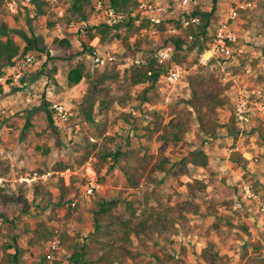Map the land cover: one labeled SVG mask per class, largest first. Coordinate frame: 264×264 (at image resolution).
Segmentation results:
<instances>
[{"label":"rangeland","instance_id":"1","mask_svg":"<svg viewBox=\"0 0 264 264\" xmlns=\"http://www.w3.org/2000/svg\"><path fill=\"white\" fill-rule=\"evenodd\" d=\"M73 1L3 0L0 8V38L12 34L22 47L28 43L27 38L39 39V48L28 54L35 58L32 66L24 65L25 57L21 56L2 69L1 76L7 80L0 85V172L7 167L9 172L0 176V184L12 195H18L23 188L31 207L26 214L19 208L9 211L10 219L0 221V232L6 234L15 227L22 231L27 223L34 227L42 222L45 228L55 229L57 240L62 232H66L69 240L87 243V257L94 261L93 264H109L108 259L120 253V242L114 241L103 253L105 258L99 260L101 242L95 237L93 209L100 198L119 199V212L126 209L123 199H134L133 205L140 213L144 206L138 199L145 196L143 190L154 187L151 190L155 193L153 198L159 195L162 202L173 205L187 198L185 183L198 178L207 183L206 189L194 198L201 211L188 214L185 226L170 238L156 235L152 240H134L125 245L138 253L135 258L125 256V264H211V256L206 259L203 252L216 254V264H264V217L258 212V203L264 201V115L257 111L252 121L241 124L235 114L240 90L261 89L263 96L258 101L264 104V0H219L217 3L216 16L208 32V46L215 26L227 18L230 9L250 3L247 8H240V15L232 25L244 50L234 63L215 57L204 65L199 62L197 48L187 55L174 49L171 59L162 67L168 70L171 64L178 63L186 68L184 78L172 84L162 74L153 86L149 81L132 84L130 74L133 65L147 63L151 53L162 48L161 41L168 34L166 29L163 32L149 21L138 20L131 14L135 24L144 22V26L130 37V42L137 36L146 40L145 50L133 58L126 56L122 39L116 37L118 32L123 36L129 32L127 25L119 30L106 29L105 33L93 29L96 50L105 59L97 65L94 55L84 52L83 43L89 36L90 26L115 24L108 21L105 11L111 6L110 0H105V8L101 10H97V0H92L83 12L73 10ZM11 4H14L15 12L10 8ZM212 4L213 0H201V9H208ZM126 17L125 13L121 19ZM56 39H68L71 47L61 46ZM70 55L74 57L68 59ZM80 62L86 65L90 75L79 84L71 85L67 74ZM196 68H201L202 73L213 72L223 85H227L225 94L229 105L218 109V118L226 123L234 117L241 132L234 136L226 127L219 128L217 138L202 146L209 155L208 165L189 164L186 174L175 177V161L190 150L200 148L206 137L195 123L181 140L164 145L163 152L170 157L167 167L173 168L169 172H152V176L161 179L153 185L146 177L158 160L163 141L158 137L161 130L152 131L157 127L161 129L179 111L189 108L183 99L191 97L187 79ZM97 73L106 75L105 91L99 100L106 99L109 106L100 109L97 105L90 123L84 119L81 105ZM146 88H149L148 99L143 100L142 93ZM52 101L66 104L72 113L69 121L49 122L45 109L49 110ZM88 140L97 143L96 148ZM103 147L110 151H127L131 159L115 161L108 158L98 174L94 162L99 161L97 154ZM234 150L245 156L253 155L258 161H250L247 166L236 165L229 159ZM88 154V159H84ZM60 164L73 167L58 171ZM124 165L142 172V190L130 186L122 169ZM92 170L98 187L90 193ZM34 172L47 175L39 181L52 192L51 202L35 195L36 181L27 183L24 180ZM61 176L67 186L72 185L70 190L59 188ZM245 185L252 187L259 201L245 197ZM149 204L157 205V202L149 199ZM27 239L29 237L18 239L24 250L21 264L38 262L49 253V241L30 248ZM2 241L0 236V244ZM51 254V263L71 264L64 244Z\"/></svg>","mask_w":264,"mask_h":264},{"label":"trees","instance_id":"2","mask_svg":"<svg viewBox=\"0 0 264 264\" xmlns=\"http://www.w3.org/2000/svg\"><path fill=\"white\" fill-rule=\"evenodd\" d=\"M218 1L219 0H213L212 6L205 10L196 6L192 10V14L200 17V23L187 26L182 29L180 34H167L161 41V47L172 45L175 50L182 51L185 55H187V52L197 48L199 55L201 56L204 50L208 47V40L210 39L208 32L212 20L216 16ZM110 3L111 7L116 12L126 13L127 17L123 20L120 19V21L112 26L105 23L100 26H90L88 31L89 36H86L83 43V50L85 53H89L92 56L96 51L97 45L92 44L95 37V34L92 33L93 29L97 28L100 32L105 33L106 29L119 30L124 25H127L129 32L125 36L118 32L116 37L122 39L123 45L127 51L126 56L133 58L138 52L145 50L146 44L145 38L141 36H137L133 42H130V37L138 34L144 26V22L141 24H135L134 18L131 17V14L129 13L131 8L136 6V0H110ZM2 4L3 0H0V8L2 7ZM91 4L92 0H74L72 8L74 11L83 12L86 6ZM176 23L177 26H181L180 22L177 21ZM157 27L163 32L166 29L164 23L157 25ZM56 41L63 47H71V43L68 39H56ZM27 42L28 43L25 47L20 46L12 34H9L6 38H0V76L2 74V69L9 65L15 58L21 56L26 58L32 49L39 48V39L37 37H34L33 40L27 38ZM178 53L179 52H177V54ZM73 57L74 55H70L68 59H72ZM48 58H50V55H48ZM221 59L224 60L225 58ZM157 60L156 53H151L148 57L147 63L133 65L130 74L131 83L139 84L149 81L151 86H153L159 77L167 72ZM88 75H90V73L87 71L86 65L80 62L69 70L67 80L71 85H77ZM105 79V74L97 73L91 80V88L84 95V101L81 107L84 119L90 123L94 120V110L97 105L100 109L108 108L109 106L106 99L99 100L102 92L105 91L103 88ZM187 82L191 89V97L183 99V102L189 106V108L184 111H179L164 126H162L161 129L160 127H157V129L152 131V133H155L157 130H161L158 137L163 141V145L159 149L158 160L152 164L146 177L147 180H150V183H153V185L160 183L161 179L152 176V172H169L175 165L176 170L173 174L175 177H179L181 174H186L188 172L189 164L206 167L209 163V155L202 146H204L208 140L217 138L219 128L226 127L228 133L234 136H237L238 132H241V128L235 125L234 117L229 119L226 123H222L218 118V109L228 106L229 98L225 94L227 85H223L213 72L202 73L201 68H196L188 76ZM148 89L149 88H146L142 93L143 100L148 99ZM45 111L47 112L49 122H54L55 120L51 108H49V110L46 108ZM195 123L199 125L201 132L206 136L203 137L199 145L200 148L190 150L184 157L175 161L173 166L168 168L167 164L170 162V157L163 152L164 145L167 142L181 140ZM158 126H161V123ZM88 142L96 148L97 143L91 142L90 140H88ZM97 156L99 161L94 162V167L98 171V174L106 164L108 158H112V160L115 161H119L120 158H124L128 161L131 159V155L127 151H110L104 147L99 149ZM88 157L89 154L86 155L84 159H88ZM229 159L232 163L242 166H247L250 162V160L239 150L232 151ZM1 165L2 162L0 161V166ZM70 167L73 166L60 164L56 170L63 171ZM122 169L127 176L130 186L141 188L142 190V172L137 169L133 170L129 165H124ZM8 172L9 168L7 167L4 171L0 172V176L7 175ZM41 172L43 173L44 171ZM39 180H42V178L38 179V182L35 180L36 182L34 183L35 195H40L43 199L51 202L52 192L45 188V185ZM65 182V178L61 176L59 188L62 190H70L72 185L67 186ZM185 185L187 187V198L177 201V203L173 205L167 202H162L159 195H156L155 198H153L152 195H155V193L152 192L154 187H150L151 189L148 188V190H143L145 196L138 199L139 204L144 206V209L140 210V213H137V207L133 205L135 202L134 199H123L126 208L124 212L127 215L122 210H120V212L118 211L119 199L108 197L100 198L96 207L93 209V221L96 232L95 237L101 242L100 248L102 255L99 257V260L105 258L103 253L114 244V241H119L120 253L115 255V257L108 259V263L114 264L115 262H118L119 264H125V256L135 258L138 254L137 251L127 249L125 245L133 243L134 240L142 242L152 240L156 235L170 238L180 228L184 227L188 214H197L201 211L200 204L195 202L194 198L197 197L199 192L206 189L207 183L202 179L195 178L193 181H187ZM149 199H153L157 202V205H150ZM30 207L31 203L23 188L20 189L18 195H12L6 192L5 187L0 184V221L7 222L10 219L8 212L11 210L19 208L22 214H26L29 212ZM13 226L15 227V225ZM54 233V228L47 229L42 222L37 223L34 227L27 223L22 227V231L17 230L15 227L6 234L0 232V236L3 238V241L0 244V264H21L24 250L19 245V238L29 237V239H27V244L28 247L31 248L37 243L44 244L49 241V244L51 241L57 240L54 238ZM59 238L60 240H57L58 245L54 252L60 249L61 244H64L69 252V261L71 264L94 263V261L87 257V252L89 250L87 243L80 244L69 240L66 232H62L59 235ZM210 248H213V244H210ZM203 254L206 259H209L208 255L211 256V264H216L218 262V256L216 254H207V252H203ZM52 258L53 257H48V253H45L40 261L29 264H58L57 261L51 263L50 261ZM258 262H260V260H258Z\"/></svg>","mask_w":264,"mask_h":264},{"label":"built area","instance_id":"3","mask_svg":"<svg viewBox=\"0 0 264 264\" xmlns=\"http://www.w3.org/2000/svg\"><path fill=\"white\" fill-rule=\"evenodd\" d=\"M30 2V0H25ZM105 0H97V10L105 8ZM201 6V0H136V6L132 7L129 11L130 14L135 15L138 20H147L152 25H166V32L170 35H177L181 33V30L191 24L200 23V17L193 15L192 10ZM250 3L238 5L230 9L229 14L225 20L220 21L212 33V40L209 46L204 50L199 58L201 64H207L215 57L225 58L227 61L234 63L236 59L244 53L241 45H239L238 35L233 28V23L240 15V8H247ZM12 11H16L14 4L10 5ZM109 16V22L116 23L118 19H121L124 13L116 12L111 6H108L105 10ZM180 22L181 27L177 26L176 22ZM93 45L96 43L92 42ZM174 48L172 45L162 47L156 53L158 62L161 65L166 64L173 55ZM94 61L97 63H104L105 59L99 55L98 51L94 52ZM35 63L33 55H27L25 58L24 65L32 66ZM186 68L178 63L171 64V67L164 73L165 79L172 84L180 82L185 76ZM19 75H16L18 78ZM7 77L0 76V85L4 84ZM263 96L261 89H243L240 90V96L235 102V114L237 120L242 123H249L252 121L253 116L257 111L264 115V104L259 102V98ZM55 122L65 123L70 120L72 115L70 109L61 101H52L50 106ZM251 162H257L258 158L251 155L246 156ZM40 178H47L46 174L39 175L34 172L30 177L24 178L27 183H31ZM264 184V179H263ZM91 193L94 188L98 187L95 178V172L92 170V175L89 182ZM245 197L248 200L259 201L257 193L252 189L251 186L245 185L243 187ZM258 212L264 217V201L258 203ZM48 247V257H53L51 253L57 248V240L51 241Z\"/></svg>","mask_w":264,"mask_h":264}]
</instances>
